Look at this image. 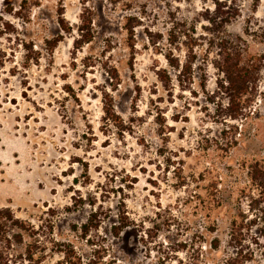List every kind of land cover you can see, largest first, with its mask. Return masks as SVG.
Listing matches in <instances>:
<instances>
[{
    "label": "rangeland",
    "instance_id": "obj_1",
    "mask_svg": "<svg viewBox=\"0 0 264 264\" xmlns=\"http://www.w3.org/2000/svg\"><path fill=\"white\" fill-rule=\"evenodd\" d=\"M82 2L0 0V207L38 230L40 264H218L232 214L255 219L246 264H262L247 166L264 162V0H87L94 38L76 49ZM232 48L255 59L258 93L223 119L217 65ZM191 50L179 83L165 54Z\"/></svg>",
    "mask_w": 264,
    "mask_h": 264
},
{
    "label": "trees",
    "instance_id": "obj_2",
    "mask_svg": "<svg viewBox=\"0 0 264 264\" xmlns=\"http://www.w3.org/2000/svg\"><path fill=\"white\" fill-rule=\"evenodd\" d=\"M82 1L83 6L79 15L80 22L76 27L77 36L73 41L76 49L81 48L83 44L89 43L94 38L92 12L86 5L87 0ZM28 2L29 0H22V5L24 6ZM57 21L63 32H71L72 28L64 20L62 12H59ZM134 26H125V30L130 37H133ZM179 36V29H170L168 37L169 43H176ZM58 40L57 38L50 42L52 43L50 44V49L54 47ZM130 46L133 47V44H130ZM193 57L192 50L185 55L182 62L171 53L165 54L168 64L178 71L177 79L179 83L184 81L181 78L182 74L188 79L191 78ZM222 62V65H217L222 73V77L217 81V87L220 95H224L227 99L226 105L223 106L222 118L238 119L244 115L246 106L258 93L256 85L258 67L255 64V59L250 56H245L237 48L229 50L226 58ZM113 71L115 72V70ZM111 77L116 76L111 73ZM163 77L166 80H170L165 71ZM104 112L107 122L115 125L119 129L124 127L121 117L112 107L110 109L105 108ZM157 121L159 123V133L165 134V122L160 117ZM247 175L251 184L258 191V197L264 199V162L259 163L255 161L250 163L247 166ZM250 200L251 203L259 201L257 198L251 196ZM260 211L264 215V208ZM255 222V219L245 221L244 218H239L237 214H232L228 218L227 245L232 252L218 264H246L253 259L254 254L252 249H250V244L257 239L253 238L250 232L251 226ZM212 223L215 225L214 222ZM128 225L123 219H119L118 224L113 227L114 235H119ZM86 226H83L85 229L83 230L84 232L86 231ZM38 237L39 232L33 225L17 217L11 208L0 207V264H40L46 254L42 241ZM209 245L212 249H217L219 247V239L214 237ZM259 256L262 264H264V246L260 249Z\"/></svg>",
    "mask_w": 264,
    "mask_h": 264
}]
</instances>
